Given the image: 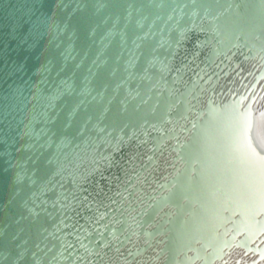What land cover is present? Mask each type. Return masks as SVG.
Segmentation results:
<instances>
[{
  "label": "water",
  "instance_id": "water-1",
  "mask_svg": "<svg viewBox=\"0 0 264 264\" xmlns=\"http://www.w3.org/2000/svg\"><path fill=\"white\" fill-rule=\"evenodd\" d=\"M256 36H264V0H0V264H107L100 247L111 242L109 252L121 251L137 231L148 242L114 264H264V212L243 217L232 205L211 227L220 237L178 247L181 212L189 209L181 201L191 192L180 189L178 174L145 196L154 199L149 208H103L134 184L136 177L113 190L150 141L158 148L176 137L158 130L187 114L180 81L189 40L211 43V62ZM177 64L181 70L168 74ZM252 69H236L222 91L246 104L254 96L264 110V67ZM171 88L178 93L169 95ZM187 144L174 146V171L177 158L190 163ZM172 181L166 197H155ZM137 192L138 185L132 199ZM164 203L175 213L156 220ZM126 206L136 209L130 227Z\"/></svg>",
  "mask_w": 264,
  "mask_h": 264
},
{
  "label": "bare ground",
  "instance_id": "bare-ground-1",
  "mask_svg": "<svg viewBox=\"0 0 264 264\" xmlns=\"http://www.w3.org/2000/svg\"><path fill=\"white\" fill-rule=\"evenodd\" d=\"M255 38L260 39L257 36ZM261 38L263 41L260 39L255 43L250 39H245L226 52H216L211 62L207 59L211 43L201 46V44H196L195 39L189 40L186 53L187 58H192L186 67L182 68L187 76L186 79L180 81L181 89L185 90L183 94L188 107L187 114L180 115L177 119H168L165 125L158 130L161 134L167 131H176V137L165 140L158 148L150 141L146 150L141 151L143 154L141 160L133 167L128 165L123 168L125 171L130 170V174L123 176L118 186L113 190L119 192L120 188L125 186L131 178L136 177L134 184L126 188L118 199H112L103 205V208L111 204V209H114L117 203L121 208L123 203L128 205L130 202L140 204L137 211H140L144 206L149 208L154 199L151 197L145 200V196L150 192L155 193L159 187H162L170 179L172 180L176 174L180 175L179 177L182 179L180 189L184 192L185 189L191 190L190 198L184 197L181 201L189 209L183 210L181 220L179 219L177 244L180 249L187 244H194V242L199 247L201 244H206L208 240L205 242L202 239L204 234L211 241L214 237H220L221 230L217 228L213 231L211 227L224 220V212L228 205L242 210V216L246 215L248 218H252L257 212H264V161H260L257 155L261 151L259 144H254L250 139V130L254 123L257 125L264 123V117H261L264 110L254 107L256 101L254 96L250 103L246 104V99L241 96H231L230 94L227 97L223 93L236 69H248L253 73L254 65H257L258 69L264 67V36ZM160 68L163 69L164 66L160 64ZM180 70L181 68L177 64L171 68L168 74L175 75ZM225 73L228 76L224 77ZM161 88H164V84ZM177 93L178 90L174 88L169 91V95ZM231 93H233L232 90ZM176 100H180V98L178 97ZM169 110H173V106L170 105ZM154 128L150 127V130L153 131ZM193 133L195 134L192 136ZM186 141L188 142L187 155L190 157V163L186 165L179 157L177 162L180 170L174 171L172 169L173 160L178 154V150L174 146L178 142L181 146ZM139 144L141 142L135 141L132 148H136ZM122 145L124 147V143ZM153 157H156V161L142 170V167ZM249 158L250 164L246 162ZM157 178L163 183L156 182ZM136 185L140 187L141 192L135 193V199H132L130 192ZM175 185V181H172L168 189H163L155 197L159 198L164 195L166 197L175 188ZM96 196L94 193L92 197ZM165 210H170L171 214L175 213L173 207L164 203L158 209L155 219L159 220L160 213ZM124 211L130 218L128 223V227H130L133 225L132 220L135 219L136 209L130 210L129 206H126ZM208 212L213 214L211 219L204 215ZM138 221L139 219L136 220V222ZM109 223L118 226L121 219L116 222L112 216ZM260 224L263 225L264 222ZM154 225L149 224L148 230H151ZM136 227L138 228L137 225ZM103 230L104 226H102ZM124 232L127 233L128 228ZM160 238L164 239V236ZM114 240L118 239L114 238ZM201 240H203L202 243H200ZM147 242L144 234L140 235L139 231L132 232L131 241L121 251L112 248L109 252L107 247L110 242L101 246L98 252H103L104 258H102L104 262H108L107 264H114L115 261L121 263L126 258H123V255ZM131 243H133L132 246ZM193 252L195 251L189 252L190 258ZM217 252L218 249H215L213 254L215 255ZM95 256L93 252H90L88 254L89 262ZM188 259L186 258L183 262ZM251 259L254 258L248 260ZM192 260L191 258L189 264Z\"/></svg>",
  "mask_w": 264,
  "mask_h": 264
},
{
  "label": "snow or ice",
  "instance_id": "snow-or-ice-1",
  "mask_svg": "<svg viewBox=\"0 0 264 264\" xmlns=\"http://www.w3.org/2000/svg\"><path fill=\"white\" fill-rule=\"evenodd\" d=\"M261 117H264V113H261ZM250 139L254 144H259L261 151L257 155L260 161H264V123L259 125L254 123L250 130ZM246 162L250 164V158Z\"/></svg>",
  "mask_w": 264,
  "mask_h": 264
}]
</instances>
